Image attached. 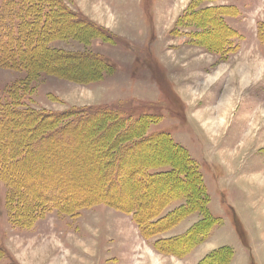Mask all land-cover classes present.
<instances>
[{"label": "rangeland", "instance_id": "obj_1", "mask_svg": "<svg viewBox=\"0 0 264 264\" xmlns=\"http://www.w3.org/2000/svg\"><path fill=\"white\" fill-rule=\"evenodd\" d=\"M194 1L60 0L69 12L88 18L104 31L78 25L74 31L83 32V36L63 35L47 41L49 50L79 58L71 71L64 67L54 71L56 63L63 65L67 58L54 61L42 49L37 54L43 55L44 61L37 59L33 66L0 65V101L10 102L20 111L40 113L124 107L131 116L150 115L145 134L168 133L174 143L186 149L202 176L210 212L217 219L204 241L182 258L176 255L180 251L177 246L162 244L164 252L155 249V241L179 237L201 220L198 212L181 222L165 217L184 203L181 198H173L161 211H151L154 218L145 229L136 224L133 212L108 205V194L126 193L114 186L107 187V192L99 182L100 177L107 179L109 171L99 167L97 156L114 135L112 128L91 150L72 151L71 159L79 165L75 161L56 164L59 156L66 157L57 148L63 140H41L44 146L32 148L28 158L13 169L16 181L27 186L24 193L21 187L0 181V246L8 253L0 254V264L15 263L10 258L18 264H199L220 250L212 263L210 259L206 263L264 264V41L258 37L259 25H264V0L197 2L210 13L214 7L233 9L229 10L233 16L224 17L239 37L227 58L207 44L209 40L224 45L219 39L221 26L218 34H205L204 44H197L190 40L195 27L177 23ZM3 2L0 0V6ZM202 13L206 17L207 12ZM216 18L213 16L214 21ZM87 54L103 60L95 62L94 69L95 64L83 57ZM70 74L75 79L66 77ZM18 125L11 128L16 135L24 123ZM102 128L96 124L88 129ZM78 131L75 128L61 135L67 151L76 146ZM162 145L166 150L168 144ZM82 154H88V162L76 159ZM130 159L138 157L127 155L123 169L128 168ZM108 167L114 170L115 164ZM76 169H80L78 173ZM130 179L123 176L117 183ZM52 184L59 185L66 201L40 215L43 212L30 205L44 199L31 193L41 185L50 191ZM155 185L153 194L149 189L147 196L158 204L164 194L156 196L154 192L164 190L160 187L158 191ZM85 201L84 209L79 208ZM31 209L38 215L32 228L11 221L10 216L14 222L21 219L19 210L25 215ZM153 228L158 231L154 236L148 232Z\"/></svg>", "mask_w": 264, "mask_h": 264}, {"label": "trees", "instance_id": "obj_2", "mask_svg": "<svg viewBox=\"0 0 264 264\" xmlns=\"http://www.w3.org/2000/svg\"><path fill=\"white\" fill-rule=\"evenodd\" d=\"M197 2L199 0L192 3L189 11L184 13L178 19L177 23L195 27V32L190 33V40L197 44H204L206 39L205 34L214 36V33L216 34L218 32V27L221 26L224 30L219 28L223 31V35L219 39L223 40L220 41V45L223 43L224 45L219 46V44L210 43L209 40L207 44L211 46V50L216 54L225 58L229 57L232 53L231 51L235 50V40L239 35L235 34L237 32L229 27L224 16H233L234 12L229 11L233 9L228 7H224L225 9L214 7L213 12L210 13L209 9L202 7V4L197 5ZM202 12L204 14L207 12L206 17H204ZM75 15L76 13L69 12V9L60 0H4L2 6H0V65L11 68L17 66H33L32 62L37 63V59L39 63L44 61V56L37 54L38 50L42 49L43 52L49 53L51 59L54 61L67 58L63 65L57 62L56 64L58 65H55L54 71L63 67L65 70L70 68L71 71V67L75 68L78 66V63L76 66L75 63L79 58L77 56L69 57L64 52L58 53L49 50L50 48L46 45L47 41L63 35L64 37H70V35L83 36V32H79V35L77 31H74L78 25H87L86 27L89 26V28L92 26L98 33L104 31L103 27H99L93 23L91 24L88 18L81 19ZM213 16L217 17L215 21L213 20ZM208 19L211 22L207 24L206 20L208 21ZM258 37L261 41H264L263 24L259 25ZM212 38L215 40V37ZM56 53L59 56H55ZM83 57L95 64L94 69L96 68L95 62L103 60L102 58L92 57L89 54ZM66 77H72V74ZM72 79L75 78L72 77ZM14 110L15 112H13ZM146 117L151 116L148 114L137 115V117L131 116V114L126 113L124 107L90 108L56 113H40L30 110L20 111L13 108V106L11 107L10 102L0 101V181L5 184L7 182L9 185L18 189L21 187L24 193L27 191L25 189L27 186L16 181L13 169L28 158L27 152L31 151L32 148L39 145L44 146L40 142L41 140L47 139L51 142L56 139L63 140L57 148L63 151L66 157L59 156V159H55L56 164L69 163L70 161L74 163L75 161V164L79 165L80 162L78 160L71 159L72 151L82 152L84 149L87 151L91 150L101 135H106L107 131L114 128V135L109 136L108 143L103 149H100L97 156V159L100 160L99 167L104 166L109 171V174L105 176L107 177V179H104L105 182L101 177L99 178V182H101L100 185L106 186V191L107 187L114 186L115 190L118 189L123 193L126 190V193L124 196L108 194L106 197L109 199L106 202L108 205L119 208L124 212H133V219L136 224L145 229L146 224L149 226L148 223L154 218L152 212L157 209V211H161L175 197H177L175 200H178V198L183 199L184 203L177 209L169 212L165 217L172 219L174 222H181L190 214L198 212L202 215L201 220L188 228L179 237L177 236L176 238L167 240L159 239L153 244L157 251L163 252L164 250L160 246L162 244L177 246L180 248V251L176 255L182 258L185 252H189V250L204 241L205 235L207 236L209 234V228L216 223L217 219L210 212L208 196L202 184V176L186 149L174 143L168 137V133L156 132L145 134L146 132L144 131L148 127L146 125L150 124L146 120ZM20 122L24 123V127L22 130L16 129L19 130V133L16 135L14 131H11V128L16 123L19 126L18 124ZM96 124L103 125L101 131L88 129L89 126ZM17 126L15 127L17 128ZM75 128L80 130L75 134L77 142L73 144L76 146L71 151H67V143L64 138H61V135ZM162 142L168 144L166 150L161 149L164 146ZM47 150L50 154L54 153L53 149ZM132 150L133 154H131ZM87 155L84 156L82 154L76 159H80V161L86 160L88 162L90 157L88 159ZM127 155L129 157L130 155H136L138 160L130 159L127 162L128 168L125 170L123 169L122 161ZM155 157L161 160H155ZM142 159L145 161L143 164H140ZM111 164H115L114 170L108 167ZM164 169L167 170L161 172ZM79 170L76 169V173ZM119 171L121 174H118ZM123 176L131 178L124 183L125 186L122 183H117V180H121ZM146 182H151V184L147 188L142 187ZM153 184H156L154 188H157L158 191L160 187L164 190L163 193L154 192L156 196L164 194V198L159 199L158 204L156 203L157 201L154 203L153 198L150 199L147 196L149 189L151 190V195L153 194ZM52 187L54 189L57 187L58 189L59 185L52 184ZM47 188L41 185L34 194L31 193V195H35L34 197L38 196L44 199L43 201L30 205V207L33 206V208L43 212L40 215H44L47 211L52 210V208H56L60 202L66 201V197L64 198L60 195L59 189L56 192L53 188L50 191ZM20 196H23V194ZM97 200H101V198H97ZM84 205H86V201L79 203V208L84 209ZM9 209H11V205H9ZM147 209L150 212L145 211ZM18 212L20 213L18 217L21 219L17 218L16 223L10 216L14 224L32 228L37 223L34 221L38 215L32 209L31 212L25 215L20 210ZM143 229L141 231L145 235L148 232L153 233L152 236L158 234V231L154 228L148 232ZM221 253L222 250L214 251L206 256L199 264H207L206 260L208 259L212 263L215 257ZM0 254L8 256L7 251L2 246H0ZM13 261L18 264L15 259L10 258V262Z\"/></svg>", "mask_w": 264, "mask_h": 264}]
</instances>
